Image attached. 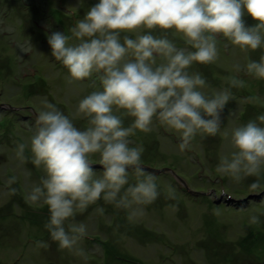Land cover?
I'll return each instance as SVG.
<instances>
[{
	"label": "clouds",
	"instance_id": "1",
	"mask_svg": "<svg viewBox=\"0 0 264 264\" xmlns=\"http://www.w3.org/2000/svg\"><path fill=\"white\" fill-rule=\"evenodd\" d=\"M245 12L257 21L254 26H246ZM170 31L193 50L177 47ZM68 33L52 31L47 42L51 56L68 70L70 83L93 75L100 81L102 90L92 91L77 106L76 116L86 119L87 126L77 127L73 118L45 101L35 114L30 144L19 143L15 151L22 164L30 162L43 173L27 199L47 206L44 228L61 249H73L84 239L87 225L76 222L77 214L101 199L126 210L131 220L160 197L156 175L142 163L143 145L131 146L129 138L137 131L151 132L158 121L179 134L180 151L190 149L197 136L203 140L221 131L222 113L235 99L232 89L243 88L244 81L233 77L227 87L209 95L203 91L210 87L203 74L189 69L194 63L209 65L218 59L220 35L242 50L261 49L264 0H99ZM234 67L237 73L243 70L264 80V50L258 61L249 60L243 69L239 64ZM127 118L132 121L125 127ZM230 139L233 151L230 157H221L216 172L237 184L257 177L249 190L258 194L264 168V115L234 127ZM26 148L30 156L25 155ZM94 165L102 167L99 175ZM16 181L15 175L8 179L9 195L17 193L12 187ZM166 198L177 199L171 185ZM96 212L104 215L105 208L97 207ZM260 223L257 215L250 216V225ZM36 243L50 247L44 240Z\"/></svg>",
	"mask_w": 264,
	"mask_h": 264
},
{
	"label": "rangeland",
	"instance_id": "2",
	"mask_svg": "<svg viewBox=\"0 0 264 264\" xmlns=\"http://www.w3.org/2000/svg\"><path fill=\"white\" fill-rule=\"evenodd\" d=\"M98 2L0 0V264H131L128 260L132 264H261L264 168L258 194L249 190L257 177L237 184L216 168L221 157H230L233 151L231 130L264 115V80L243 70L237 73L234 67L239 64L243 69L249 60L258 61L264 45L245 51L222 35L217 36L218 59L209 65L194 63L189 69L203 74L210 85L203 91L209 95L227 87L233 77L244 81L243 88L232 89L235 99L222 113L221 131L203 140L197 136L185 151L179 149V134L158 121L151 132L137 131L129 138L131 146L143 145V165L161 170L145 168L156 175L160 197L145 207L142 216L131 220L126 210L115 209L101 199L77 214L76 222L87 225V235L73 249H61L51 240L44 228L49 219L47 206L27 199L43 173L30 162L22 164L15 151L19 143L30 144L35 114L45 101L73 118L77 127L87 126L86 119L76 116L77 106L92 91L102 90L100 81L93 75L70 83L68 70L51 56L47 37L52 31L69 34L68 29ZM243 19L248 27L257 23L246 12ZM170 38L176 40L177 47L193 50L171 31ZM131 121L125 119L124 126ZM25 155L30 156L28 148ZM93 167L99 175L102 167ZM13 175L17 181L12 187L17 193L9 195L7 181ZM134 182L130 172V183ZM169 185L176 190V200L166 198ZM97 207L105 208L104 215L96 212ZM252 215L259 217L258 226L249 224ZM95 233H104L107 240L103 246L88 239ZM40 240L50 247L39 248L36 242ZM117 256L128 262L117 261Z\"/></svg>",
	"mask_w": 264,
	"mask_h": 264
},
{
	"label": "trees",
	"instance_id": "3",
	"mask_svg": "<svg viewBox=\"0 0 264 264\" xmlns=\"http://www.w3.org/2000/svg\"><path fill=\"white\" fill-rule=\"evenodd\" d=\"M94 166H96V165H94ZM144 166V165H143ZM145 166H147V167H150V168H152V169H158L157 167L155 168V167H152V166H148V165H145ZM144 166V167H145ZM168 168V167H167ZM148 171V170H147ZM148 172H150V171H148ZM152 173V172H151ZM178 175V174H177ZM176 175V176H177ZM88 239H90V241L92 242V243H99V244H101L102 246L104 245V241H106L107 239L105 238V236H104V233H95V234H91V235H88ZM101 245H99V246H101ZM101 246V247H102ZM117 261H120V260H123V261H126V262H130L131 264L132 263H134L133 261L131 262L130 260H124L123 258H121V257H114Z\"/></svg>",
	"mask_w": 264,
	"mask_h": 264
},
{
	"label": "water",
	"instance_id": "4",
	"mask_svg": "<svg viewBox=\"0 0 264 264\" xmlns=\"http://www.w3.org/2000/svg\"><path fill=\"white\" fill-rule=\"evenodd\" d=\"M144 168H147V169H149V170L152 171V172L161 171V170H159V169H152V168L147 167V166H145ZM166 169H167V167H166V168H163V170H166ZM261 264H264V260L261 262Z\"/></svg>",
	"mask_w": 264,
	"mask_h": 264
}]
</instances>
